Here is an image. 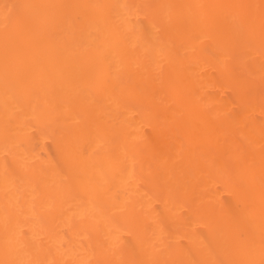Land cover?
I'll list each match as a JSON object with an SVG mask.
<instances>
[{
  "label": "bare ground",
  "instance_id": "obj_1",
  "mask_svg": "<svg viewBox=\"0 0 264 264\" xmlns=\"http://www.w3.org/2000/svg\"><path fill=\"white\" fill-rule=\"evenodd\" d=\"M0 264H264V0H0Z\"/></svg>",
  "mask_w": 264,
  "mask_h": 264
}]
</instances>
